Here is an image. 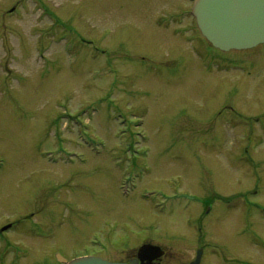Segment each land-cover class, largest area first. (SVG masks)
I'll list each match as a JSON object with an SVG mask.
<instances>
[{"label":"rangeland","instance_id":"rangeland-1","mask_svg":"<svg viewBox=\"0 0 264 264\" xmlns=\"http://www.w3.org/2000/svg\"><path fill=\"white\" fill-rule=\"evenodd\" d=\"M188 6L0 0V264L90 256L94 235L264 264V45L198 47L162 17Z\"/></svg>","mask_w":264,"mask_h":264},{"label":"water","instance_id":"water-1","mask_svg":"<svg viewBox=\"0 0 264 264\" xmlns=\"http://www.w3.org/2000/svg\"><path fill=\"white\" fill-rule=\"evenodd\" d=\"M193 13L203 35L222 51L264 44V0H196ZM146 254L147 248L140 251L139 257ZM71 264L111 263L87 258Z\"/></svg>","mask_w":264,"mask_h":264},{"label":"flooded vegetation","instance_id":"flooded-vegetation-1","mask_svg":"<svg viewBox=\"0 0 264 264\" xmlns=\"http://www.w3.org/2000/svg\"><path fill=\"white\" fill-rule=\"evenodd\" d=\"M165 1L170 2L172 0H165ZM193 1L194 0H187L189 8H187V9L181 8L182 10H180V11L178 10L177 12H166L162 17L164 19H171L172 23L174 22V20H180V19H183V20H186V21L189 20V18H192L190 10L192 9ZM43 18L46 19L47 16L43 15ZM54 18L57 19L56 16H54ZM171 22L169 21V22L166 23V27L167 28H170ZM194 26H195V28H193L194 29L193 30L194 33L198 32L195 20H194V23H193V27ZM185 28L186 27H184L183 29H185ZM187 30H189V28ZM187 30L186 31L182 30V31H179V32H182V33L191 32V31H187ZM172 34H173V36H175L174 33H172ZM198 40H199L198 47L199 46H203V47L206 46L205 45L206 43L204 41L200 40L199 38H198ZM193 46L195 48H198L197 45H193ZM206 218L207 217H205V219ZM205 219L203 220V222H205ZM146 243H148V242H146ZM146 243H143V244H146ZM208 246H209V244L207 242H204V245L202 244L196 250V252L194 254V258H192V260H190L188 262H184L183 261L182 264H209L208 263V260H209L208 257L210 256V252L207 251V247ZM215 248H216V251L214 253L215 256L214 257L210 256L212 259L215 258L213 264H257V263L251 262L249 260H240V261H235V262H231V263L225 262V260L227 259L226 258L227 254L224 253L223 247L217 244V246ZM131 250H129V252L122 251V250L115 251V254H114V256L112 258H106V259H110V260L113 259L114 262H126V263H131V262L137 261L138 262L137 264H169V262L171 264H173V262L177 259V258H173V257L168 256L167 253L165 252V254L162 257L157 258L154 255V256H150L148 258H145L142 261V260H138V257H137V253L138 252L136 251L137 249L135 248V249H131ZM106 256H110V255L107 254Z\"/></svg>","mask_w":264,"mask_h":264},{"label":"bare ground","instance_id":"bare-ground-1","mask_svg":"<svg viewBox=\"0 0 264 264\" xmlns=\"http://www.w3.org/2000/svg\"><path fill=\"white\" fill-rule=\"evenodd\" d=\"M178 1H182V0H178ZM175 46H177V44H175ZM214 230H215V229H214ZM223 230H224V229H223ZM215 232L218 233V234H220V235L225 236L223 231H219V230H218V232H217V230H216ZM221 233H222V234H221ZM225 237H226V236H225ZM43 244H44V243H43ZM40 245H41V244H38V245L36 244V245H35V248H36L37 251H40L41 248H43V245H42L41 247H40Z\"/></svg>","mask_w":264,"mask_h":264}]
</instances>
